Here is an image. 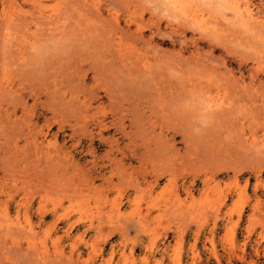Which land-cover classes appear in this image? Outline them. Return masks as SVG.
I'll return each mask as SVG.
<instances>
[{
    "label": "rangeland",
    "instance_id": "obj_1",
    "mask_svg": "<svg viewBox=\"0 0 264 264\" xmlns=\"http://www.w3.org/2000/svg\"><path fill=\"white\" fill-rule=\"evenodd\" d=\"M0 264H264V0H0Z\"/></svg>",
    "mask_w": 264,
    "mask_h": 264
},
{
    "label": "bare ground",
    "instance_id": "obj_2",
    "mask_svg": "<svg viewBox=\"0 0 264 264\" xmlns=\"http://www.w3.org/2000/svg\"><path fill=\"white\" fill-rule=\"evenodd\" d=\"M170 3V2H169ZM166 4V3H165ZM235 8V7H234ZM248 13H250V11H248ZM250 17H252L251 13L249 14Z\"/></svg>",
    "mask_w": 264,
    "mask_h": 264
}]
</instances>
